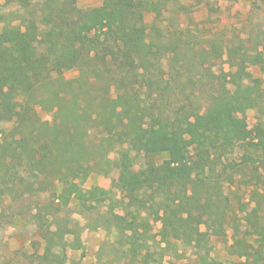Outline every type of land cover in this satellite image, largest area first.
Wrapping results in <instances>:
<instances>
[{
  "label": "trees",
  "instance_id": "obj_1",
  "mask_svg": "<svg viewBox=\"0 0 264 264\" xmlns=\"http://www.w3.org/2000/svg\"><path fill=\"white\" fill-rule=\"evenodd\" d=\"M78 1L42 0L39 13H6L0 2V197L47 198L49 215L34 217L44 241L40 258L66 264L68 248H83L82 229L55 220L74 201L82 214L100 209V190L84 184L116 168L123 214L111 201L100 223L87 227H115L131 260L151 264L158 221L161 241L206 255L211 237L227 240L231 228L230 252L241 261L230 264H264V188L235 209L226 192L235 179L225 164L242 150L235 174L250 169L264 185V120L246 127L247 111L263 103V82L240 64L248 58L264 68L258 48L250 53L238 37L220 55L214 46L187 55L189 32L166 34L146 22L166 9L163 0L88 8ZM224 55L234 71L219 82L202 69ZM68 71L79 75L65 79Z\"/></svg>",
  "mask_w": 264,
  "mask_h": 264
},
{
  "label": "rangeland",
  "instance_id": "obj_2",
  "mask_svg": "<svg viewBox=\"0 0 264 264\" xmlns=\"http://www.w3.org/2000/svg\"><path fill=\"white\" fill-rule=\"evenodd\" d=\"M103 0H79L80 8L99 6ZM166 2V9L157 17L156 13L150 14L146 18L149 27L156 25L164 33L175 32L182 29L189 32V41L192 48L187 55H197L204 50H210L211 46L216 47L220 55L231 47L232 42H237L238 37L242 39L243 45L255 53L256 48L262 55L264 61V4L261 0H255L258 5L253 4V0H163ZM6 13L16 12H37L39 13L42 0H25L24 4L17 2H6L0 0ZM10 3V4H7ZM6 4V5H4ZM212 9V10H211ZM151 29V28H150ZM185 32V33H186ZM176 37H178L176 35ZM193 53V54H192ZM227 57L222 59H212L204 63L202 71L207 69L217 79L221 81L224 75L231 70L226 63ZM247 70L255 77L262 80L264 95V68L253 65L248 58L240 61ZM264 66V62H263ZM79 75L78 71H68L64 74L65 79H74ZM219 81V82H220ZM207 100V97H206ZM205 100V101H206ZM38 115L45 121L52 122V115L40 107L37 109ZM264 120V96L263 103L259 108L250 109L246 113V127L253 131L254 126L260 120ZM7 126H10L9 124ZM1 141V140H0ZM243 151L237 149L233 154L225 158V164L229 172L232 173L235 181L226 186V192L237 209L238 202L248 203L251 196L260 189L263 192L264 185L258 180L251 178L250 169H245L246 175L240 174ZM116 158V154L110 156ZM166 158L156 157V161L161 163ZM262 181H264V168L260 169ZM118 179L116 168L108 173L93 174L84 184L86 189L97 187L105 198V202L100 209L92 214L81 213L76 201L71 203L64 212L60 213L57 224L70 222L71 226L78 225L81 230V242L83 248L79 250L67 249L66 264H142L140 261H133L125 255L126 247L121 245L122 237L115 227L107 230L104 227L98 230H90L87 225L93 221L101 220L102 213L108 210L111 201H115L113 210L116 214H123V195L115 187ZM45 197H26L15 199L12 196L0 197V264H47L42 258L44 253V241L37 229V220L34 218L38 211H42L46 216L45 207L48 202ZM51 217V216H50ZM100 223V221H99ZM102 223V222H101ZM151 235L155 237L149 242L150 252L153 256L151 264H202L207 260L208 264H230L238 263L241 259L230 252L231 228L227 229L228 239L211 237L209 248L206 252H200L193 246L187 245L179 240L170 239L168 242L161 241L159 231L160 222H152ZM74 228V227H72ZM206 230V226L202 227ZM244 230V228H243ZM252 231V229L250 228ZM71 238H67L69 241ZM201 257H204L201 259Z\"/></svg>",
  "mask_w": 264,
  "mask_h": 264
}]
</instances>
